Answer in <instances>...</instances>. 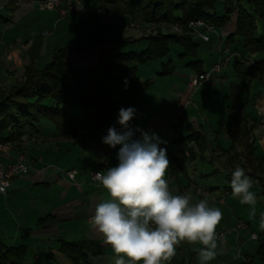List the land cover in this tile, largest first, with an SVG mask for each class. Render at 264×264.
Instances as JSON below:
<instances>
[{"label": "crops", "instance_id": "crops-1", "mask_svg": "<svg viewBox=\"0 0 264 264\" xmlns=\"http://www.w3.org/2000/svg\"><path fill=\"white\" fill-rule=\"evenodd\" d=\"M242 1L246 7L249 0ZM10 3L0 0L1 88H9L19 81L30 64L37 69L47 64L55 51V44L60 46L57 50L76 40L80 45L91 44L87 51L66 55V61L73 66H81L74 63L80 57L95 64L98 57L112 55L104 53L111 49L110 45L126 43L142 47L143 44L133 43L138 40L133 32L114 28L110 23L98 29L103 40H95L89 34L80 39L76 21H59L56 12L42 14L36 12L33 5L13 10ZM5 11L10 12L9 16L2 17L1 13ZM106 13L124 23L130 20L107 9ZM24 23L30 27L32 23L41 24V28H48V31L33 36V32L28 33L24 28L15 31ZM141 27L147 30L150 26ZM234 31L235 16H232L230 24L224 28V46L229 49L230 64L220 74L212 75L211 83L203 82L195 89L189 88L188 80L195 75L189 65L200 62L201 70L208 71L217 61L216 45L212 47L216 54L213 53L215 56L207 60V64L200 59L198 51L196 58H181L182 49L171 46L169 51L177 47L180 66L177 67L171 59L162 62L168 55L154 62L161 68L154 73V78L145 80L148 82L145 91L131 104L119 101L123 108L137 110L130 122L131 127L155 132L165 142L160 147L167 149L170 160L166 176L170 191L174 194L191 193L193 202L207 199L210 206L221 209L223 219L217 232H226V236L223 242H218L222 251L209 264H264V231L259 228L264 196L253 183L251 191L257 197L256 217L250 219L251 206L240 204L239 198L232 196L222 164L210 160L211 151L231 148L228 134L233 129L230 114L233 105L229 96L235 90L239 91L240 99L245 100L244 105L239 102L236 106L253 126L254 155L264 156V74L241 83L231 67L234 58L244 67L264 62V53H248L243 48L242 38L233 35ZM230 35L233 36L228 39ZM53 36L55 41L50 40ZM144 49L145 46L139 53ZM70 54L76 55L71 62L68 61ZM137 71L136 80L145 82L138 78ZM118 112L116 102L117 119ZM43 122L45 120H40L37 129L26 127L17 140L9 144L13 155L23 156L29 173L13 179L7 192L0 194V243L8 248H22L21 264H114L113 250L90 223L95 205L107 195L91 174L116 166L120 146L111 148L102 142L108 128L81 131L68 139L54 131L51 123ZM115 127L122 130L119 124ZM192 133L205 139L206 151H200L198 141L191 138ZM139 135L137 132L135 138ZM71 170L76 172L72 180L66 176ZM239 221L246 228L233 231ZM252 234L256 235V240L250 239ZM65 243L78 246L79 252L72 254L75 261L63 253L61 246ZM199 247V244L182 242L166 264H198L194 249Z\"/></svg>", "mask_w": 264, "mask_h": 264}, {"label": "trees", "instance_id": "trees-1", "mask_svg": "<svg viewBox=\"0 0 264 264\" xmlns=\"http://www.w3.org/2000/svg\"><path fill=\"white\" fill-rule=\"evenodd\" d=\"M95 1L109 12L136 20L141 26L168 28L200 20L222 29L235 16L233 35L242 38L243 48L252 54L264 53V33L256 34V21L264 28V0H249L246 7L242 5V0H236L235 3L221 0V12L216 11L215 0ZM133 43H145V49L139 54L130 51L100 56L90 67L73 66L66 61L68 53H82L92 47L91 44L76 43L57 50L40 69L33 64L27 66L19 81L9 88L0 87V143L12 144L26 127L32 130L39 128L40 120L51 123L54 131L68 139L81 131L116 126L117 100L126 105L131 104L148 86L147 81L139 83L136 80L138 66L164 59L171 46L182 49L181 58H196L199 47L190 38L166 31ZM189 67L196 75L204 73L200 62ZM231 67L241 83L264 74V62H254L244 67L240 60L234 58ZM238 93L235 90L229 96L233 105L230 108L233 129L228 134L231 148L227 151H211L210 160L222 164L228 191L231 192V174L239 165L264 196V156L254 155L253 126L236 106L239 102L245 104ZM74 110L77 112L73 113ZM191 138L198 141L201 152L207 150L204 138L195 133H192ZM61 248L72 261L76 260L72 254L79 252L78 246L65 243ZM23 254L22 248H8L0 243V264H21Z\"/></svg>", "mask_w": 264, "mask_h": 264}, {"label": "clouds", "instance_id": "clouds-1", "mask_svg": "<svg viewBox=\"0 0 264 264\" xmlns=\"http://www.w3.org/2000/svg\"><path fill=\"white\" fill-rule=\"evenodd\" d=\"M134 107L120 108L117 123L102 142L116 148L118 164L95 173L94 179L107 195L95 205L90 223L115 254L114 264H166L182 242L199 244L194 249L198 264H209L222 251L217 228L223 219L220 208L207 199L193 202L191 193L174 194L166 179L170 160L165 143L155 132L130 126ZM139 133V138L136 133ZM231 193L242 205L251 206L255 219L253 179L237 165L231 174ZM264 231V212L259 216Z\"/></svg>", "mask_w": 264, "mask_h": 264}, {"label": "built area", "instance_id": "built-area-1", "mask_svg": "<svg viewBox=\"0 0 264 264\" xmlns=\"http://www.w3.org/2000/svg\"><path fill=\"white\" fill-rule=\"evenodd\" d=\"M6 3L14 2L15 6H19L22 3V0H5ZM80 3L77 0H38L37 6L41 10L50 11L56 9L58 11V17L60 19L66 18L68 13L73 10H77ZM97 14L100 17L102 25L110 23L114 28L122 29L124 31H131L135 33L137 38H148L153 36L155 32L151 28L144 30L140 27V24L136 22H131L128 24H122L117 18H112L108 16L107 13L101 14L97 11ZM186 27V28H184ZM184 29H187L186 32ZM172 34L177 36L186 35L190 38L195 44L203 43L205 45H212L216 43L217 46V61L211 66V68L200 74L193 75L188 80V87L191 89L197 88L203 82H212V75L220 74L229 63V49L224 46L225 35L224 28L216 29L212 25H208L203 21H189L185 26L175 24L171 29ZM224 46V47H223ZM12 147L9 144L0 143V194L4 195L7 192V189L10 186V183L13 179L26 176L29 173V167L25 163L23 156L13 155ZM95 173L91 174L93 180ZM76 172L71 170L66 172V176L69 179L75 177ZM96 181V180H95ZM246 225L239 221L233 231H238L245 229ZM221 237L219 242L225 240L226 232H217ZM256 235L252 234L250 236L251 240H256Z\"/></svg>", "mask_w": 264, "mask_h": 264}, {"label": "rangeland", "instance_id": "rangeland-1", "mask_svg": "<svg viewBox=\"0 0 264 264\" xmlns=\"http://www.w3.org/2000/svg\"><path fill=\"white\" fill-rule=\"evenodd\" d=\"M77 1H79V3H80L78 9L70 11L68 13V15L66 16V18H64V19H60L58 17V11L56 9H53L50 11L39 9L37 6L36 0H22V3L19 6H15L14 2H11L10 6L13 10H15V9H18V8L24 6V5H27V6L33 5L35 11L42 13V14H44V13L50 14L47 12H53L54 11V12H56L54 14H56L59 21H62V22L72 21L73 23H75V21H76V23H77L76 24L77 34L80 37V39L83 38V35L89 34L95 40H103V36H101L99 34L98 29L101 26L104 27V25L101 24L100 17L97 14V11H99L101 14L106 13L105 7L102 4H99L98 2H96L95 0H77ZM215 1H216V4H215L216 11L221 12V10H222L221 0H215ZM230 2L235 3V0H230ZM242 3L245 5L244 1H242ZM9 13H10L9 11H7V12L5 11V12H2L1 14H2V17H4V16H9ZM108 16L111 17V15H109V14H108ZM117 19L120 20L119 18H117ZM120 22L122 24H128L131 22L138 23L136 20H129L126 23H124V22H122V20H120ZM33 23H35V22H33ZM33 23L31 25L32 27H30V25L25 24V23L20 24L15 31L22 30L24 28V30L28 33L33 32L32 36L35 34L36 35L39 34L41 31H48V28H47V30H44V28H41V27H43V25H41V24L36 25ZM106 25H108V24H106ZM173 26L165 28V27H158V26L151 25L149 28H151V30H153V32H155L158 35L162 31H166V32L168 31V32L172 33L171 29ZM256 26H257V30H256L257 35L264 33V28H262L260 22L256 21ZM140 27H141V25H140ZM184 28H186V27H184ZM186 30L187 29H184L185 32H186ZM133 34L136 37L135 33H133ZM183 36L188 38L184 34H183ZM150 37H148V38H150ZM148 38H138V39H148ZM55 39H56V37L53 36L52 39H50V40L55 41ZM237 41L238 40H236L235 44L238 47L239 44L237 43ZM75 43L80 44L79 41H77V40L75 41ZM215 45H216V43H214V42L212 43V45L211 44L205 45L203 43L199 44L198 54H199L200 59H202L205 64H207V62H208L207 60H209L211 57L215 56V55H213V53L216 54V52H212V47ZM54 46L56 48L53 47V50H55V51H53L52 54H54L56 52V50L58 48H60V46H58L57 44H55ZM144 46H145V43L142 44V47H135L132 45H127L126 43L110 45L111 49L109 51H105L104 53H106V54H118V53H127L130 51L135 52V53H139L143 49ZM239 49H241V45L239 46ZM176 50H177V47L171 48L168 56L162 62H166V60L171 59L173 61V63L177 67H179L180 65L177 61L178 58H177ZM52 54H51V56H52ZM48 57L50 58V56H48ZM74 57H76L75 54H70L68 61L71 62ZM78 60H79L78 62H74V63H76L77 65H81L82 67H90V66L94 65L93 64L94 62H92L91 60L85 61V60H83V57H80V59H78ZM229 64H230V62H229ZM160 68H161V66L159 65V63H150L147 65L138 66L137 76L142 82L145 80H149V79L151 80L152 78H154V73L156 71L158 72ZM117 105H118V111H119V109L122 108V103L118 100ZM43 123L50 124L47 121H45Z\"/></svg>", "mask_w": 264, "mask_h": 264}]
</instances>
